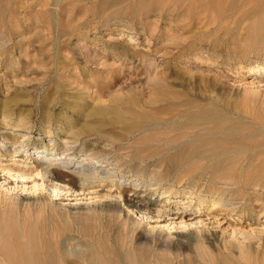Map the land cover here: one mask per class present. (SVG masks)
Masks as SVG:
<instances>
[{"label": "rangeland", "instance_id": "1", "mask_svg": "<svg viewBox=\"0 0 264 264\" xmlns=\"http://www.w3.org/2000/svg\"><path fill=\"white\" fill-rule=\"evenodd\" d=\"M254 67L264 69V0H0V123L28 126L1 123L0 136L45 146L80 138L92 149L111 150L108 156L118 155L123 170L148 184L175 179L183 192L167 199L169 209L196 215L200 209L187 197L191 189L185 183L191 181L195 190L240 183L241 165L224 164L208 151L217 141L256 154L242 168L255 175L236 194L258 195V203L264 202V83L241 82L264 78L249 74ZM96 191L105 197L55 198L69 209L63 224H70L76 205L94 211L118 198ZM12 194L31 197L32 191ZM25 200L22 209L30 203L32 213L24 209L15 217L34 221L37 208ZM3 205L1 213L8 214ZM162 209L153 208L162 220L129 213L147 230L165 235L188 228L197 233L207 221L201 215L184 225ZM260 231L264 235V225L253 222L218 235L235 241ZM73 232L68 235L81 237Z\"/></svg>", "mask_w": 264, "mask_h": 264}, {"label": "bare ground", "instance_id": "2", "mask_svg": "<svg viewBox=\"0 0 264 264\" xmlns=\"http://www.w3.org/2000/svg\"><path fill=\"white\" fill-rule=\"evenodd\" d=\"M254 73L264 77V69L260 67L252 68V73L249 74L255 78ZM241 82L244 85L259 84L264 83V78ZM1 123L6 127L28 128L23 122H18L16 125L7 121ZM45 132L48 135L52 133ZM12 139L13 141H8L7 136H0V204L3 209V204L10 208L8 214L0 211V258L5 264H264L262 231L245 235L235 241L221 240L218 235L222 229L229 227L233 230L237 227L242 231L253 222L264 225V202L258 203L261 198L258 195H247L242 192L240 195L236 194L237 191L240 193L246 189L248 183L252 181V175H255L253 171L252 174H246L248 169L246 171L242 168L246 165L244 162L247 164L252 162L253 160H250L256 154L217 141L210 144L208 151L212 155L219 154L214 155L215 159L223 161L224 164L233 161L241 165L239 170L241 178L236 186L225 184L218 187L210 186L209 183L204 190H195L191 181L185 183L191 189L186 194L187 197L195 198L200 209L201 214L196 215L198 212L195 211L178 212L169 209L167 199L183 192L175 186V179H161V183L157 181L148 184L149 181L135 178L132 172L123 170L117 153L115 157L108 156L111 150L92 149L86 141H80V138L73 143L63 140L51 146L23 139ZM205 143L204 141L202 146ZM77 149L78 152H82L80 155H77ZM2 161L12 164L29 163L32 167H15L12 164H2ZM216 162L212 163L216 164ZM257 162L252 167H255ZM261 164H264V161ZM215 175L217 177L219 174L215 173ZM12 178L17 180L14 181ZM57 183L63 184L66 189L58 187ZM253 183L255 185L252 186H258L257 181ZM47 187L50 188L49 193ZM98 187L100 191L104 190L111 196L116 193L118 198L94 206V211L89 210L90 207L76 205L71 208L75 210V215L70 224H63V216L69 209L59 206L55 200L76 202L89 199L90 196L105 197L104 194L96 191ZM17 189L22 192L32 191V196L13 195L12 192ZM26 198L37 208L38 214H35L34 221L28 216L22 220L15 217L24 209L32 213L33 207L30 203H28L30 206L22 209L23 200ZM5 200L10 203L6 204ZM155 206L162 207V213L170 216V219H178L184 225L187 224L186 222L194 223L193 220L196 218L201 219V215L205 216L207 221H204L197 233L192 228H188L185 231L165 235L160 230L156 232L147 230L144 222L133 219L129 213L149 214L152 215L151 218L156 217L158 220L162 214L158 211L157 214L153 213ZM58 219L62 222L60 226L57 223ZM163 220L165 221V217ZM73 231L81 237L68 235Z\"/></svg>", "mask_w": 264, "mask_h": 264}]
</instances>
